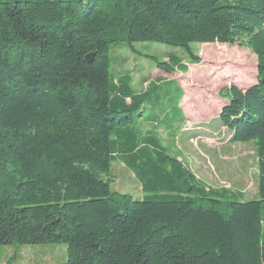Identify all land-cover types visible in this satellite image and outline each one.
<instances>
[{
    "label": "trees",
    "instance_id": "1",
    "mask_svg": "<svg viewBox=\"0 0 264 264\" xmlns=\"http://www.w3.org/2000/svg\"><path fill=\"white\" fill-rule=\"evenodd\" d=\"M138 41L196 64L193 42L255 54V83L221 89L218 119L231 142L255 143L258 199L207 191L135 126L160 85L112 75L109 46ZM154 60L184 69L176 54ZM116 158L140 199L102 178ZM263 204L264 0H0V247L63 243L61 264H264Z\"/></svg>",
    "mask_w": 264,
    "mask_h": 264
},
{
    "label": "rangeland",
    "instance_id": "2",
    "mask_svg": "<svg viewBox=\"0 0 264 264\" xmlns=\"http://www.w3.org/2000/svg\"><path fill=\"white\" fill-rule=\"evenodd\" d=\"M190 46L200 57L197 64L173 45L155 41L112 44L110 71L114 76L131 75L132 86L138 91L152 83L160 85L159 98L152 100L142 114L149 118L138 117L135 126L156 135L166 151L191 171L195 183L207 191H224L226 198L258 199L255 143L231 142V131L218 119L227 102L220 90L231 83L241 89L255 83L256 56L250 48L238 44L193 42ZM171 54L180 57L184 69L167 73L155 66L154 59L168 61ZM156 106L161 107L153 109ZM178 108L184 120L179 118ZM102 178L109 181L115 195L140 199L145 194L133 169L118 158L111 161L109 175ZM262 210L264 215V204ZM66 260L63 243L0 247V264H61Z\"/></svg>",
    "mask_w": 264,
    "mask_h": 264
},
{
    "label": "water",
    "instance_id": "3",
    "mask_svg": "<svg viewBox=\"0 0 264 264\" xmlns=\"http://www.w3.org/2000/svg\"><path fill=\"white\" fill-rule=\"evenodd\" d=\"M84 59H85V61L87 63H91L92 62V59H93V53L86 54L85 57H84Z\"/></svg>",
    "mask_w": 264,
    "mask_h": 264
},
{
    "label": "flooded vegetation",
    "instance_id": "4",
    "mask_svg": "<svg viewBox=\"0 0 264 264\" xmlns=\"http://www.w3.org/2000/svg\"><path fill=\"white\" fill-rule=\"evenodd\" d=\"M256 81V80H255ZM254 84V83H253ZM252 85V84H251ZM250 86V85H249ZM247 88V87H246Z\"/></svg>",
    "mask_w": 264,
    "mask_h": 264
}]
</instances>
